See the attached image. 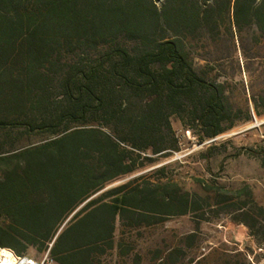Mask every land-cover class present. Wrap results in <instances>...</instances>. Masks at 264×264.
<instances>
[{
    "label": "trees",
    "instance_id": "1",
    "mask_svg": "<svg viewBox=\"0 0 264 264\" xmlns=\"http://www.w3.org/2000/svg\"><path fill=\"white\" fill-rule=\"evenodd\" d=\"M156 1L0 0V251L127 264L128 234L227 201L143 177L107 189L181 151L173 118L199 145L264 119V0ZM216 255L191 264L261 263Z\"/></svg>",
    "mask_w": 264,
    "mask_h": 264
},
{
    "label": "rangeland",
    "instance_id": "2",
    "mask_svg": "<svg viewBox=\"0 0 264 264\" xmlns=\"http://www.w3.org/2000/svg\"><path fill=\"white\" fill-rule=\"evenodd\" d=\"M160 4L161 1H156ZM247 80V77H244ZM172 125L180 140L181 151L168 157H156V162L117 180L107 189L143 177L144 182L177 184L191 198L207 196V190H218L227 197L218 203L214 197L209 204L201 202L202 209L187 216H173L150 228L128 234L133 245L127 264H191L211 252L222 256L225 251L248 253L264 264V246L259 245L251 230L243 224L241 212L264 220V119L242 124L204 145L197 144L191 133L179 120ZM215 145L210 154L203 155L208 145ZM208 156H211L207 162ZM164 168V171L159 172ZM242 202H236L238 194ZM196 237L189 239L191 234ZM264 244V231L254 230ZM181 249V250H180ZM170 252L175 254L169 257ZM42 258L36 261H42ZM212 264V263H208Z\"/></svg>",
    "mask_w": 264,
    "mask_h": 264
},
{
    "label": "bare ground",
    "instance_id": "3",
    "mask_svg": "<svg viewBox=\"0 0 264 264\" xmlns=\"http://www.w3.org/2000/svg\"><path fill=\"white\" fill-rule=\"evenodd\" d=\"M16 256L9 250L0 251V264H15Z\"/></svg>",
    "mask_w": 264,
    "mask_h": 264
},
{
    "label": "built area",
    "instance_id": "4",
    "mask_svg": "<svg viewBox=\"0 0 264 264\" xmlns=\"http://www.w3.org/2000/svg\"><path fill=\"white\" fill-rule=\"evenodd\" d=\"M15 264H52V263L47 259V256H45L43 260L40 262L27 257L25 258L16 257Z\"/></svg>",
    "mask_w": 264,
    "mask_h": 264
},
{
    "label": "water",
    "instance_id": "5",
    "mask_svg": "<svg viewBox=\"0 0 264 264\" xmlns=\"http://www.w3.org/2000/svg\"><path fill=\"white\" fill-rule=\"evenodd\" d=\"M99 194H100V193H99ZM99 194H98V195H99ZM70 219H71V218H70ZM70 219H69V220H70ZM69 220H68V221H69ZM62 229H63V228H62ZM62 229L60 230V232L62 231ZM60 232H59V233H60Z\"/></svg>",
    "mask_w": 264,
    "mask_h": 264
}]
</instances>
